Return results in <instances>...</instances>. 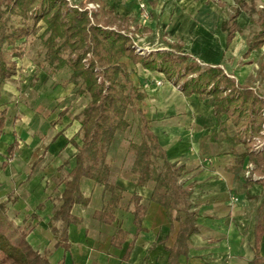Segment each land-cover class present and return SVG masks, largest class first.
I'll list each match as a JSON object with an SVG mask.
<instances>
[{
	"label": "trees",
	"instance_id": "obj_1",
	"mask_svg": "<svg viewBox=\"0 0 264 264\" xmlns=\"http://www.w3.org/2000/svg\"><path fill=\"white\" fill-rule=\"evenodd\" d=\"M89 3L96 7H88ZM119 3V0H0V82L17 73L15 56L23 55L24 39L34 35L40 37L45 48L43 60L51 67L50 72L56 73L68 66L69 81L78 86L79 93L90 95L87 104L74 115L73 120L79 126L68 141L75 147V162L62 180L64 188L59 205L48 219L55 246L70 248L69 225L83 221L74 207L91 202V195H86L81 188L82 178L102 186L104 202L93 211V218L107 224L117 221V210L124 201L126 189L113 172L112 157L120 149L130 126L129 109L139 114L142 135L138 141L129 140L121 168L135 175L136 186L152 183L153 188L149 197L136 190L130 192L126 208L132 214L135 232L123 259L129 264L135 240L145 229L143 220L150 201L165 208L171 229L178 223L174 244L168 247L171 263L179 264L180 255L188 254L190 236L199 229L191 197L193 185L185 184L182 178L187 169L168 158L167 149L160 143L150 120L136 107V101L143 100L147 93L132 78L136 70L130 67L128 59L147 70L163 73L185 95L209 96L216 125L232 145L244 147L236 152L235 163L230 168L240 174L245 170V163H251L250 171L255 176L247 177L245 185L257 182L263 186L262 195L248 194V197L254 200L261 197L256 210L255 255L250 262L264 264V256L260 254L264 235V93L250 84L237 82L219 65L198 61L195 54L183 50L181 42L168 41L169 48H144L136 42V36L151 32V28L135 16L120 13ZM239 11L236 9L222 22L227 44L240 29ZM259 16V30L248 39L246 56L264 45V7L259 10ZM6 111V108L0 111V132L6 123ZM228 120L235 128L231 134ZM16 142L9 145L10 154ZM253 142L261 146L253 148ZM17 199L18 195L11 192L0 200V264H54L50 250H41L28 240L29 227L21 226L9 215V204ZM129 236L130 231L118 225L111 244L121 248ZM159 242L165 244L166 239Z\"/></svg>",
	"mask_w": 264,
	"mask_h": 264
},
{
	"label": "crops",
	"instance_id": "obj_2",
	"mask_svg": "<svg viewBox=\"0 0 264 264\" xmlns=\"http://www.w3.org/2000/svg\"><path fill=\"white\" fill-rule=\"evenodd\" d=\"M126 1L120 2L125 10L121 11L120 4L118 10L132 16L133 8L129 9ZM147 3L151 13L146 24L152 30L149 33L161 31L166 38L164 45L155 48H169L168 41L181 42L183 50L195 54L198 61L219 65L237 82L259 89V78L247 76L253 72L264 52V45L253 49L247 56L245 53L248 39L259 30V10L264 7V0H148ZM238 8L240 29L227 44V32L222 22ZM254 24L256 28L251 32ZM240 66L246 71L239 69ZM136 71L132 78L147 93L143 100L136 103V107L142 109L150 120L160 143L167 149L168 158L185 165L184 183L193 185L191 197L199 229L190 236L188 254L180 255L179 264H251L255 255L256 210L261 197L254 200L248 194L262 195L263 186L257 182L246 186L243 172L236 174L230 168L235 163L236 149L241 145H232L216 125L209 96L198 93L185 95L179 85L168 80L163 73L147 70L141 65ZM246 77L247 81L244 80ZM158 80L161 83L158 84ZM4 91L9 90L5 88V82H1L0 93ZM45 99L46 102L47 97ZM3 102L7 103L4 99ZM10 105L11 102L4 105L0 102V111L7 109L6 123L0 132V200L6 199L11 192L18 195L11 208L26 214L17 223L24 221L29 225L28 240L41 250H50V260L54 264L60 261L64 264H127L123 255L135 232L132 214L128 210V227L119 223L118 215L114 227L113 224L91 219L93 227L105 230L106 234L102 236L101 232H93V227L88 225L84 215L88 205L83 206V212L78 213L83 221L69 225L70 248L66 250L63 246H55L56 239L50 232L48 219L59 202L54 207L50 200V182L47 181L48 177L58 175L57 172L68 164L57 156L61 147L58 142L60 136L65 137L63 131L73 123L59 126L53 114L47 117L35 113L20 115L9 123ZM227 124H230L229 120ZM6 131L11 137L3 140L2 135ZM214 131L218 133L214 134ZM30 132L32 135L28 136ZM59 132L62 133L58 135ZM228 132L232 133L230 125ZM38 133H42L44 138L41 139ZM49 133L50 140H45ZM27 136L30 138L27 139ZM14 141H17L16 146L10 154L8 147ZM62 164L64 166L60 169ZM248 164L245 163V168ZM134 180L127 182L129 191L136 190L149 197L153 184L136 186ZM84 181L89 180L82 178L81 188ZM118 182L124 186L121 177H118ZM94 193L86 194L91 195V202ZM100 195L103 196L102 186ZM39 203H42L41 206H38ZM102 205L103 202L97 206L100 208ZM118 225L131 234L121 248L111 244L112 234ZM143 226L145 229L138 234L128 263L173 264L168 260V247L174 244L178 223L175 222L171 229L165 208L150 201ZM163 239H166L165 244L159 242ZM260 254L264 256V235L260 242Z\"/></svg>",
	"mask_w": 264,
	"mask_h": 264
},
{
	"label": "rangeland",
	"instance_id": "obj_3",
	"mask_svg": "<svg viewBox=\"0 0 264 264\" xmlns=\"http://www.w3.org/2000/svg\"><path fill=\"white\" fill-rule=\"evenodd\" d=\"M74 1H78V0H74ZM119 1L121 2V0ZM147 1L148 0L126 1L129 5L128 8L129 9L133 8L132 9L133 11H131L132 16H135L138 19V21H140L144 25L148 24L151 18L150 8ZM142 2L145 3V7L141 6ZM93 4L94 3H89L88 7L94 8ZM120 6H121V11H124L125 9L123 8L122 4H120ZM255 28H256V24H254V28L251 29V32ZM41 31L42 29L39 32ZM136 38H137L136 42L147 49L164 45L166 39L161 31L157 32L156 30L154 33H149L143 36L140 35L138 37L136 36ZM22 45L24 47L23 55L21 57L15 56V59L17 61V73L12 78L3 81L5 82V88L8 89L9 91H4L0 93V100L3 98L4 100L7 101V103H4L2 99L0 101L1 105L8 104V102H11V105L8 107L9 108L8 122L10 123L11 119H16L17 117H20V115L25 116V114H31V113H35L47 117H50V115L53 114L52 117L53 119H55V123L57 122L60 124L59 126L61 125L65 126L69 122L73 121L72 126H70L65 131H63L65 137L60 136L58 142L60 143L59 145H61V147L58 150L57 156L61 158L63 161L64 160L68 161V164L63 168V170L57 172V174L59 173L58 175L54 177H48L49 180L47 181L50 182V186H49V190H51L50 200L52 203H54V207H56V205L59 202V195L61 194L63 187L62 180L64 176L67 174V172L70 170L71 165H73V161H74L75 147L68 141L70 137L75 135L79 126V123L76 120H73L74 115L78 113L87 104V102L90 100V95L87 93L84 94L79 93L77 91L78 86L74 85L73 82L69 81L71 70L68 66H65L56 73L50 72L51 67L47 64V62L43 60L45 48L43 47V45H41V40L39 36L30 35L26 40L24 39ZM126 61L129 63L133 71L136 69L138 70L140 69V65L138 64L135 65L128 59H126ZM240 68L242 71L244 72L246 71L241 66L239 67V69ZM134 74L133 77H135ZM247 77H258L259 78L258 80L260 81V83L258 84L259 90L262 93H264V52L260 55V58H258L256 66L253 69V72H251V74L249 73V76ZM247 77L244 78V80L247 81L248 79ZM45 97H47L46 102H45L46 100ZM136 103L138 104L139 102L136 101ZM262 113L264 116V109L262 110ZM127 117L130 126L124 135L120 149L112 157L113 172L118 177H121V183H123V185L127 188L125 192L124 201L117 214L119 223L124 224L125 227H128L130 224V215L128 214L126 209L127 200L130 196V191L128 188L129 183L127 182L128 181L132 182L134 176L130 172L124 171L121 168V161L129 140L138 141L140 140L142 135L140 128L141 120L139 114L134 110L129 109L127 113ZM230 126H231V132H234L235 131L234 126L232 124H230ZM30 135H32L31 132L28 133V136ZM38 135L40 136L41 139L44 138L42 133H38ZM28 136L27 139L30 138ZM9 137L11 136L8 131L4 132V134L2 135L3 140H6ZM50 138L51 136L49 133L48 137L45 140H50ZM75 138L78 141H80L79 136H75ZM253 143H254L253 148L258 149L256 145L257 142H253ZM243 149L244 147L242 146L241 148L236 149V151H241ZM243 175L246 178L247 177L253 178L255 176V173H251V171L249 172V166H248V168L246 167L245 170L243 171ZM84 180L92 181L88 178H84ZM89 181L83 182L82 190L85 194H90L92 192H95L94 193L95 200L93 199L92 202L87 207H85L87 211L84 212L85 213L84 215L88 225L93 227L91 224L92 223L91 219H93L92 212L96 208H98L97 205H100L101 202H104V198L103 196L101 197L100 195L101 186L99 184ZM151 185L152 183H150L147 186H151ZM11 207H12V203L9 204V209H8L9 215L12 218H14L16 223L18 221L20 222L21 218L26 214L24 212H17ZM74 211L77 213H82L83 206L76 205ZM94 221L96 222V220ZM18 224H20L21 226L24 225L29 227L27 222L24 221ZM112 227H114V224ZM112 227H110V229H112ZM92 231L93 232L99 231L102 233V236L106 234L105 230H100V228L97 227H93Z\"/></svg>",
	"mask_w": 264,
	"mask_h": 264
},
{
	"label": "built area",
	"instance_id": "obj_4",
	"mask_svg": "<svg viewBox=\"0 0 264 264\" xmlns=\"http://www.w3.org/2000/svg\"><path fill=\"white\" fill-rule=\"evenodd\" d=\"M93 6L95 7L96 5L93 4ZM141 6H142V7H145V3L142 2V3H141ZM157 83L159 84V83H161V81L158 80ZM260 144H261V143H258V144H257V147H260V146H261ZM263 148H264V147H263ZM248 166H249V172H250L251 164L249 163V164L247 165V168H248Z\"/></svg>",
	"mask_w": 264,
	"mask_h": 264
}]
</instances>
